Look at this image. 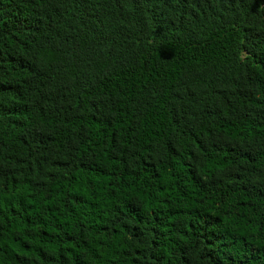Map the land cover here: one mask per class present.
Wrapping results in <instances>:
<instances>
[{"label":"trees","instance_id":"16d2710c","mask_svg":"<svg viewBox=\"0 0 264 264\" xmlns=\"http://www.w3.org/2000/svg\"><path fill=\"white\" fill-rule=\"evenodd\" d=\"M257 201L264 0H0V264H264Z\"/></svg>","mask_w":264,"mask_h":264},{"label":"clouds","instance_id":"9594fccd","mask_svg":"<svg viewBox=\"0 0 264 264\" xmlns=\"http://www.w3.org/2000/svg\"><path fill=\"white\" fill-rule=\"evenodd\" d=\"M222 161L223 156L219 152H215L211 149H209L207 153L201 152L200 159L197 163L201 178L205 181L212 179H224L225 172L231 168H234L235 165H233L231 162L225 164L222 163ZM227 183H232V181L229 179L227 180ZM256 203L258 205L257 211L253 213L251 209L249 210V215L251 216L255 227H253V225H248V228H250L253 232H255L260 227L258 223H255L256 220L258 218L264 217V201H257ZM238 211V208L233 210L229 206L230 215H234ZM261 230L264 231V229Z\"/></svg>","mask_w":264,"mask_h":264}]
</instances>
